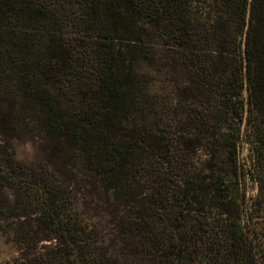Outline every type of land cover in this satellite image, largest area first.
I'll return each instance as SVG.
<instances>
[{
    "label": "trees",
    "instance_id": "trees-1",
    "mask_svg": "<svg viewBox=\"0 0 264 264\" xmlns=\"http://www.w3.org/2000/svg\"><path fill=\"white\" fill-rule=\"evenodd\" d=\"M0 234L7 264H264V0H0Z\"/></svg>",
    "mask_w": 264,
    "mask_h": 264
},
{
    "label": "rangeland",
    "instance_id": "rangeland-1",
    "mask_svg": "<svg viewBox=\"0 0 264 264\" xmlns=\"http://www.w3.org/2000/svg\"><path fill=\"white\" fill-rule=\"evenodd\" d=\"M25 124L12 141L13 151L16 158L27 164L45 162L48 160L49 152L46 147L47 137L38 123L32 121L31 115L25 116ZM247 149L240 154L241 163L246 162ZM248 161V160H247ZM249 168V164L246 165ZM248 198L256 196V187L248 180ZM12 237L6 238L0 234V264H7L11 259L20 255L18 245L12 241Z\"/></svg>",
    "mask_w": 264,
    "mask_h": 264
},
{
    "label": "water",
    "instance_id": "water-1",
    "mask_svg": "<svg viewBox=\"0 0 264 264\" xmlns=\"http://www.w3.org/2000/svg\"><path fill=\"white\" fill-rule=\"evenodd\" d=\"M250 19H251V4L249 5L248 10V17H247V27L246 32L244 35V42H243V56H244V82H245V90L248 92L249 89V83H248V58H247V35H248V28L250 25ZM249 115V104H245V112H244V124H243V131H245L246 123L248 120Z\"/></svg>",
    "mask_w": 264,
    "mask_h": 264
}]
</instances>
